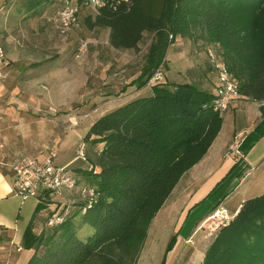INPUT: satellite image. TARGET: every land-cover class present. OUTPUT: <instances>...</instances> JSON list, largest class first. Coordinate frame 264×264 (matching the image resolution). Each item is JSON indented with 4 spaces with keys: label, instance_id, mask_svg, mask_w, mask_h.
I'll return each instance as SVG.
<instances>
[{
    "label": "trees",
    "instance_id": "1",
    "mask_svg": "<svg viewBox=\"0 0 264 264\" xmlns=\"http://www.w3.org/2000/svg\"><path fill=\"white\" fill-rule=\"evenodd\" d=\"M56 1L7 0L2 18L13 3L16 12L36 16L50 4L59 10ZM87 13L88 28L109 29L114 49L137 48L145 32L153 34L131 82L137 89L157 71L176 37L194 35L219 45L239 83L238 95L258 102L264 117V0H131ZM215 97V88L158 81L147 94L94 119L80 158L88 166L68 169L78 196L60 208L51 205L50 193L36 196L23 234V246L33 250L25 264H135L151 221L221 129ZM54 218L59 221L50 225ZM175 241L173 234L165 255ZM200 264H264V193L245 199L230 222L211 234Z\"/></svg>",
    "mask_w": 264,
    "mask_h": 264
},
{
    "label": "rangeland",
    "instance_id": "2",
    "mask_svg": "<svg viewBox=\"0 0 264 264\" xmlns=\"http://www.w3.org/2000/svg\"><path fill=\"white\" fill-rule=\"evenodd\" d=\"M17 4L21 6L20 1ZM57 10L58 7L50 4L39 15L29 16L25 12H16L13 3L7 21L0 27V43L5 47L9 64L15 68L7 78L9 80L0 85L4 86L0 96V115L9 114V110L20 116L27 114L32 126L31 132L24 133L25 127L18 125L21 117H2L18 122L12 124L10 121L6 127L0 125V143L3 150L13 151L25 140L27 149L21 153L34 158L38 155L45 157L56 149L55 163L62 166L74 158L67 165L68 169H74L87 165V161L80 159L78 150L85 154L83 136L90 123L105 112L150 91L147 84L137 89L131 82L141 72L153 34L145 32L137 48L114 51L108 48L107 28H88L86 8L80 10L77 26L67 35L59 34L50 21ZM81 41L87 42V49L79 58H74L73 52ZM216 64L225 66L219 45L205 43L194 35L178 36L169 45L157 69L161 70L159 81L167 84L189 81L213 90L217 78ZM261 144L248 154L249 161H255L263 154ZM258 161V172L251 170L243 191L232 200L244 201L264 193V162L258 165ZM254 166L250 164L249 168ZM238 178L235 173L233 179L238 181ZM68 191L71 190H63L61 195L49 194L51 205L65 206ZM218 192L214 191L199 208L211 203ZM74 194L71 198L78 196L77 192ZM163 212L154 219L135 264H161L164 257V264H195L193 256L185 261L187 247L184 251L178 247L174 254L172 251L165 255L173 234V222ZM200 217L195 218V222ZM210 224L208 221L204 226L210 227ZM202 237L201 229L193 234L194 241Z\"/></svg>",
    "mask_w": 264,
    "mask_h": 264
},
{
    "label": "crops",
    "instance_id": "3",
    "mask_svg": "<svg viewBox=\"0 0 264 264\" xmlns=\"http://www.w3.org/2000/svg\"><path fill=\"white\" fill-rule=\"evenodd\" d=\"M7 19L8 15L0 18V27L5 24ZM108 37L109 29H107V43ZM108 48L114 51L118 50L112 48L109 43ZM44 69L41 70L42 73L45 72ZM14 70L15 68L10 64L5 67L7 78L12 75ZM87 81L88 78L85 80V86ZM216 86L217 78L214 88ZM3 87L0 86V96L3 93L1 92ZM8 113L0 115V125L6 127L10 121L12 124L18 122L5 120L2 118L4 116L21 117L22 121H19L18 125L25 127L24 133L31 132L32 126L29 124L31 119L26 116L27 114L20 116L18 112L16 114L11 110ZM221 115L223 122L218 135L201 160L179 179L151 221L147 234L148 237L154 219L164 210L163 214L173 222V234H176L175 244L169 252L173 251L174 254L178 247V250L182 249L183 251L187 247L184 254L185 261L193 256L196 259L195 264L201 263L204 249L211 239V234L208 231L199 228L201 221L218 202H220L219 205L236 214L243 201L236 202L235 199L232 200L233 197L243 191L242 188L246 184L245 179L252 173L251 170L254 173L258 172L256 171L258 169L256 161L259 160L258 165L264 162V150H262L263 154L259 155L255 161L247 159L248 154L258 144L262 143L264 148V117L260 113L259 103L239 95L231 100L230 105ZM25 143L24 140L13 151H9L7 148L3 150L0 143V264H25L33 253V250L25 248L22 242L24 231L34 213L38 199L34 196L22 197L15 194L11 182L12 172L10 171V165L16 160L15 158H34L27 154L22 155L21 152L27 149L24 146ZM43 157L38 155L36 158L42 159ZM73 159L63 165L71 164ZM250 164H255V166L249 168ZM243 172H245L244 175H242ZM235 173L239 175L238 181L233 179ZM214 191L219 192L211 200V203H208L203 209L199 208L201 203L206 202V199H209ZM66 194L71 195H66V197H68V202H72L74 198L71 197L75 196L74 192L68 191ZM195 215H197L195 218L201 215L196 222ZM158 226H161V223ZM40 228V224L36 225L37 231ZM200 229L203 231V237L199 241H194L193 234Z\"/></svg>",
    "mask_w": 264,
    "mask_h": 264
},
{
    "label": "built area",
    "instance_id": "4",
    "mask_svg": "<svg viewBox=\"0 0 264 264\" xmlns=\"http://www.w3.org/2000/svg\"><path fill=\"white\" fill-rule=\"evenodd\" d=\"M131 0H59L61 8L50 19L53 27L61 35H67L78 24V14L82 8L88 11L97 12L101 7L108 6L116 9L123 3ZM7 0H0V18L4 14ZM87 49V42L81 41L77 47L75 58H79ZM9 65L5 50L0 43V85L7 79L5 67ZM217 86L215 87V108L220 112L225 111L231 103L234 96L238 95L239 83L223 65L216 64ZM161 78V70L155 71L148 79L147 85L152 86ZM82 148V146H81ZM80 157L84 158L82 150ZM55 151L51 150L48 155L42 159L31 157H19L10 165L12 172V186L15 194L22 197L34 196L39 193L48 192L50 194L61 195L63 190H71L75 186L74 180L68 174L67 165H57ZM234 212H230L224 206H217L200 223L199 228L207 230L209 234L222 225H226L234 217ZM59 221L54 218L49 224H55ZM212 226L205 227L206 222ZM214 227V228H213ZM209 229V230H208Z\"/></svg>",
    "mask_w": 264,
    "mask_h": 264
}]
</instances>
